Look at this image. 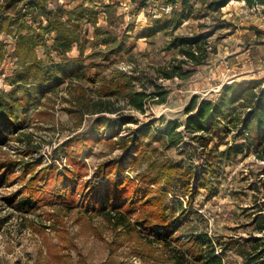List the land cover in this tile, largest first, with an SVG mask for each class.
<instances>
[{
	"label": "rangeland",
	"instance_id": "rangeland-1",
	"mask_svg": "<svg viewBox=\"0 0 264 264\" xmlns=\"http://www.w3.org/2000/svg\"><path fill=\"white\" fill-rule=\"evenodd\" d=\"M217 1L190 0L186 7L189 18L174 31V23L163 30L154 26L157 21L159 26L171 22L175 11L184 9L183 0H0L3 23L14 16L21 21L12 31H0V52L4 54L0 58V93L12 91L18 76L24 77L22 82L27 86L39 87L47 69L58 80L52 89L44 86L43 92L34 93L37 108L23 114L25 130L18 137L6 131L8 140L0 147V264H174L170 251L175 241L186 242L185 233L193 229L207 231L214 241L219 239L223 244L219 253L228 245L223 252L224 264H242L231 242L262 235L255 230L253 206L262 202L255 186L264 178V161L253 152L222 162L205 161L206 155H199L200 149L189 137L180 147H165L154 137H145L139 148L133 142L136 130L145 126L161 130L169 121L185 123V109L194 96L199 101H216L234 82L264 83V78L256 77L239 81L246 75L245 64L260 72L256 55L247 49L253 44L264 46L263 17L251 11L244 0H233L216 9ZM42 3L48 13L41 10ZM81 5L92 15L80 22L79 43L63 53L56 47V31L50 26L57 20L71 26L69 19L76 18ZM262 12L264 15V9ZM37 34L42 35L35 49L41 66L27 70L17 56L19 35ZM197 34L209 42L207 63L195 67L196 73L187 80L159 78L158 67L181 58L169 47L174 36ZM56 64L81 73L74 78L64 75L63 79ZM226 64L231 65V72ZM78 65L81 68L75 69ZM152 79L168 92L166 102L149 100L144 112L133 109L126 101L128 89L121 83L135 82L130 88H146L150 93L155 90ZM117 89L122 93L117 95ZM103 107L115 113H94ZM101 116L109 121L97 123ZM90 132L95 138L88 145L89 154L81 159L77 150L82 144L75 142L83 141ZM227 144L238 145L240 140L234 142L230 134L213 141L209 150L220 152ZM117 159L125 162L124 175L137 182L141 174L156 175L160 164L184 161L185 170L175 175L185 178L184 185L179 183V187L165 192L152 188L144 197L158 199L163 207L156 213L162 210L169 217L181 216V210L193 212L184 229L176 228L172 241L163 237L162 227L145 225L138 209L126 212L135 224L130 228L118 227L104 213L90 209L88 198L94 195L105 200L101 188L116 174L105 179L99 175V168ZM70 160L84 164L74 165ZM30 162L35 170L23 178ZM66 166L76 172L75 179L69 180V189L78 195L59 201L51 197V182H43V176L64 174ZM37 176L41 182H34L32 190L29 181ZM169 177L163 178V186ZM24 191L39 199L30 213L14 206L27 196ZM121 206L114 200L106 210L117 211Z\"/></svg>",
	"mask_w": 264,
	"mask_h": 264
},
{
	"label": "trees",
	"instance_id": "trees-1",
	"mask_svg": "<svg viewBox=\"0 0 264 264\" xmlns=\"http://www.w3.org/2000/svg\"><path fill=\"white\" fill-rule=\"evenodd\" d=\"M189 1L190 0H183L184 9L181 11L176 10L171 22L164 26H159V22L157 21L154 27L163 30L170 27L171 23H174L173 30H178L181 21L189 18V14H186V7ZM231 1L233 0H218L214 3V7L216 9L225 7ZM244 1L250 6L254 3V0ZM45 6V3H42L41 7H39L43 13H48ZM77 9L78 12L77 10L75 11V13L77 12L76 18L71 16L69 19V24H71V26L67 27L66 24H63L59 20L50 26L51 30L54 29L56 31V47L63 53H67L75 43H79L78 27L80 22L81 20L90 18L89 16L92 15V12L85 8L84 5H81ZM2 19L3 18H0V31H12L11 29L21 22L17 21L18 17L16 16H14V19L4 23ZM41 40V34L29 36L19 35L17 56L21 65L26 67L27 70L41 66L35 54V49L40 44ZM208 43L207 38L203 34L174 36L169 47L170 50L176 49L181 58H174L169 64L158 67V77L164 80L175 78L187 80L191 78L196 73L195 67L204 65L208 61ZM3 55V52H0V58H2ZM55 68L58 70L57 73L59 77L65 75L67 78H74L73 76H77L81 73L75 70H67L65 66L60 64H56ZM80 68L81 66L78 65L75 69ZM51 74L52 72L48 69L46 72L42 73L39 87L27 86L28 84H26V82H22L24 77L18 76L17 80L13 83L14 88L12 91H3L0 93V147H3L8 140L6 131L18 137L19 134L25 130L26 126H24V120H22L23 114L35 112L37 108L35 106V99L37 97L35 98L33 96L34 93L43 92L44 86H47L46 89H52L58 84V80ZM65 76L63 79H66ZM56 78L58 79V77ZM134 83L135 82L132 81L121 83L124 89H128V92L125 94V96H127L126 101L133 109L144 112L145 104L149 100L157 104H164L166 102L168 92L163 90L154 79L151 80V83L155 85V90L150 93L147 92L146 88L133 90L130 87H134ZM121 90L122 89L116 90L117 95L122 93ZM103 103L104 102L101 101L100 105H103ZM118 111L119 110H117V112ZM94 113H115V110L103 107L96 110ZM185 113L187 115L185 123L174 120L169 121L166 127L161 130L153 128V125L136 130L133 140L134 146L139 148L145 137H154L155 141H162L165 147H180L185 143V138L189 137V139L196 144V148L200 149L199 155H206L204 156L205 161L211 159L222 162L225 159L240 154L247 156L252 152L259 160L264 161L263 81L251 80L234 82L232 85L224 88L216 101H199V98L194 96L186 107ZM102 121L108 122L109 119L105 116H101V118H97L96 120L97 123ZM183 126L184 130H180ZM230 134H232V140L234 142L240 140V144H227L225 150L220 152H218V150L216 152L209 150L213 141L216 139H223ZM94 138L95 133L90 132L83 141L75 142L82 144L77 150V156L79 158H86L90 152V146L88 145L90 143L93 144ZM20 139L21 138L18 140L20 141ZM120 140L125 141V139ZM186 153L189 156L192 155L190 152ZM70 161L74 163V165L82 166L84 164L83 162L74 160ZM132 161H130V163H132ZM33 164V162H30L25 167L22 175L23 178L35 170ZM54 169L57 170V167ZM182 169L185 170L184 161L177 163L171 162L168 164L163 163L155 168V170H157L156 175L141 174L137 177V182L131 177L124 175L125 162H123L122 159L114 160L111 163L105 164L103 168H99V175L102 177L104 176L105 179L112 175V173H116L113 174L115 178L109 177L106 179L101 188L102 195L107 196L106 199L104 200L103 198L101 199V196L92 195L91 198H88L87 204L94 212L104 213L103 216L109 221L114 222L118 227L126 226L130 228L132 225H135L131 224L129 220L130 217L126 212L131 209H138L143 213V218H145L143 223L145 225H148V227L155 225L162 227L164 231L163 237H168V239L172 241L176 228L180 227V230L184 229L183 227L189 222V218L193 212H191V210H181V216L178 215V217H176L174 215L173 217H169L168 214L165 215L162 210L156 213L157 210L163 207L160 205L158 199H154L153 197L151 199H144V197L146 193L152 192V188H161V190L165 192L169 191L168 189H172V187H179V183L184 185L186 181L185 178L175 176L178 175ZM63 171L64 174H53L52 172V174L47 173L43 176V182H46V180L51 182V189H48L51 197L59 201H66L68 197L73 196V194L78 195L77 191L73 192L69 189V180L75 179L76 172L70 171L67 166ZM169 175L170 177L166 179L163 186V178ZM262 175H264V171ZM6 176L7 174H5L3 178ZM197 177L198 176H196V178ZM81 178L82 175H80V179ZM34 182H41L38 176L29 181V187H31L32 190L35 188V186H31ZM255 191L262 195V202L260 204L255 203L253 206L256 213V218L254 219L255 230L262 235H250L242 241L231 242L233 248L236 249L238 255L242 258V264H264V178L259 180L255 186ZM22 193L27 196H23L14 206L18 211L30 213L32 209L37 207L36 204L39 199H35L31 193L27 194V191ZM114 200L122 205L121 208L117 211H113L112 209L107 211L106 208L109 207ZM145 212H147V215ZM152 232L156 235H162L158 234L159 230H152ZM185 240L186 242H181L179 240L175 241L170 251L171 260L174 264H224L223 252L227 250L228 245L221 247L222 253H219L218 247L223 244L219 239L214 241L207 231L193 229L191 232L185 233Z\"/></svg>",
	"mask_w": 264,
	"mask_h": 264
},
{
	"label": "crops",
	"instance_id": "crops-1",
	"mask_svg": "<svg viewBox=\"0 0 264 264\" xmlns=\"http://www.w3.org/2000/svg\"><path fill=\"white\" fill-rule=\"evenodd\" d=\"M255 42V41H254ZM253 50V53L256 55L257 61H255L256 65L260 66V72H255L254 68L250 70V67L245 64V70L247 71L244 77H241L239 81L250 80L254 77L256 78H264V46L257 44L251 45L249 49H247V53H250ZM244 59V58H243ZM260 63V65L258 64ZM253 67V65H251ZM253 70V71H252Z\"/></svg>",
	"mask_w": 264,
	"mask_h": 264
},
{
	"label": "built area",
	"instance_id": "built-area-1",
	"mask_svg": "<svg viewBox=\"0 0 264 264\" xmlns=\"http://www.w3.org/2000/svg\"><path fill=\"white\" fill-rule=\"evenodd\" d=\"M263 9H264V0H254L253 5H251V11L258 12V14H260L263 17V19H264V15H263V12H262ZM226 69H227L228 72H231L230 71L232 69L231 65H227Z\"/></svg>",
	"mask_w": 264,
	"mask_h": 264
}]
</instances>
